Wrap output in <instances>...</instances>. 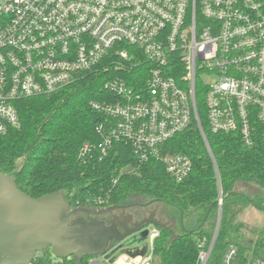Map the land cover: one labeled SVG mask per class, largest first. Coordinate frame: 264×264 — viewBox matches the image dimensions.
Masks as SVG:
<instances>
[{"label": "built area", "instance_id": "obj_1", "mask_svg": "<svg viewBox=\"0 0 264 264\" xmlns=\"http://www.w3.org/2000/svg\"><path fill=\"white\" fill-rule=\"evenodd\" d=\"M105 60L129 75L106 81L103 88L113 97L91 103L103 117L95 128L100 140L85 144L81 158L101 160L123 142L140 164L159 162L182 182L191 159L163 153L162 146L193 122L206 142L197 90L211 133L237 134L250 147L264 130L260 0H0V134L18 125L17 102L56 93ZM142 230V249L115 244L89 264H151L160 231L152 225ZM215 237L208 246L202 239L196 264H209ZM62 260L51 254L48 264ZM218 264L264 261L250 254L241 260L229 245Z\"/></svg>", "mask_w": 264, "mask_h": 264}, {"label": "trees", "instance_id": "obj_2", "mask_svg": "<svg viewBox=\"0 0 264 264\" xmlns=\"http://www.w3.org/2000/svg\"><path fill=\"white\" fill-rule=\"evenodd\" d=\"M260 1L264 14V0ZM110 61L56 93L17 102L18 125L0 134V172L31 198L60 193L71 209L153 200L139 211L156 204L172 207L174 212L161 221L172 227L174 236L159 229L151 264H196L198 245L205 239L208 246L215 233L209 264H218L229 245L236 246L241 260L250 254L264 261V232L254 240H237L243 227L237 219L240 213L249 206L264 210V130L260 129L250 147L237 134L211 133L200 90L196 105L206 142L193 122L162 146L163 153H181L191 159L192 170L182 182H175L159 162L140 164L123 142H115L101 160L80 157L85 144L100 140L95 128L103 117L91 103L113 97L103 88L106 81L128 79L129 74L115 70ZM50 255L49 250L42 252L32 264H48ZM90 258L63 259L62 264H89Z\"/></svg>", "mask_w": 264, "mask_h": 264}, {"label": "water", "instance_id": "obj_3", "mask_svg": "<svg viewBox=\"0 0 264 264\" xmlns=\"http://www.w3.org/2000/svg\"><path fill=\"white\" fill-rule=\"evenodd\" d=\"M155 202L71 209L60 193L31 198L9 175L0 172V264H29L36 253L48 250L59 259L80 260L102 255L112 243L130 251L143 243L147 231L142 229L149 225L174 236L172 227L154 213L141 220L123 216L109 225L76 217L99 218L115 211L147 208Z\"/></svg>", "mask_w": 264, "mask_h": 264}, {"label": "rangeland", "instance_id": "obj_4", "mask_svg": "<svg viewBox=\"0 0 264 264\" xmlns=\"http://www.w3.org/2000/svg\"><path fill=\"white\" fill-rule=\"evenodd\" d=\"M238 190L241 191H248L246 188L243 187H238ZM250 194V193H249ZM153 209L151 210H146V211H140V208H133V209H128L125 212L123 211H115L111 214L105 215L102 219L109 221L111 220L110 218H116L122 215V216H129L132 215L135 218H139V215H146L148 212L154 213L156 218H162L165 219L167 218L171 213L174 212V209L172 207H169L167 205L163 204H156L152 206ZM108 216H111L109 218H106ZM79 218H83L82 215L79 216ZM238 221L243 225L241 228V233L238 235L237 240H245V239H255V235L258 234L259 232H264V210H258L253 206H249L246 209H244L240 215L237 217ZM117 247V246H116ZM115 249V248H114ZM118 250H123V251H128L126 248H119ZM117 250V251H118ZM250 258H253L252 255H250ZM103 259V258H100Z\"/></svg>", "mask_w": 264, "mask_h": 264}, {"label": "flooded vegetation", "instance_id": "obj_5", "mask_svg": "<svg viewBox=\"0 0 264 264\" xmlns=\"http://www.w3.org/2000/svg\"><path fill=\"white\" fill-rule=\"evenodd\" d=\"M144 211V210H143ZM138 212H140V211H138ZM150 213L151 212H148V214H146V215H139V218L137 219V220H141V219H143V218H145V217H148L149 215H150ZM80 215H78V216H76V217H79ZM82 217L84 218V219H87V220H98V221H101V222H104L105 224H107V225H109L110 223H113V222H115V220H117L119 217H114V218H110L111 220H109V221H107L106 222V220H103L102 218L103 217H97V218H94V217H86V216H84V215H82ZM109 217H111V216H108V217H106V218H109ZM120 217H123L122 215L120 216ZM124 217H126L125 215H124ZM134 217V216H133ZM113 245H115V244H110V247H112Z\"/></svg>", "mask_w": 264, "mask_h": 264}]
</instances>
